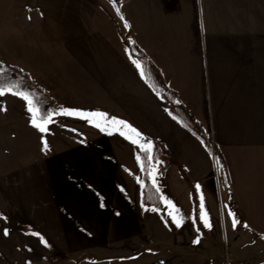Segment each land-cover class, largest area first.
<instances>
[{
	"label": "crops",
	"instance_id": "crops-1",
	"mask_svg": "<svg viewBox=\"0 0 264 264\" xmlns=\"http://www.w3.org/2000/svg\"><path fill=\"white\" fill-rule=\"evenodd\" d=\"M117 1L123 20L109 0H0V61L27 72L57 113L102 112L111 130L58 114L40 132L25 101L0 96V264H52L53 253L75 264H264V0ZM130 40L222 153L228 188L132 63ZM150 140L171 157L150 178L172 229L141 203L137 157ZM192 190L210 227L198 215L197 228Z\"/></svg>",
	"mask_w": 264,
	"mask_h": 264
},
{
	"label": "trees",
	"instance_id": "trees-1",
	"mask_svg": "<svg viewBox=\"0 0 264 264\" xmlns=\"http://www.w3.org/2000/svg\"><path fill=\"white\" fill-rule=\"evenodd\" d=\"M109 1L117 13V9H119L118 1ZM117 15L121 17L120 10ZM129 53L134 60L141 64V69H139L140 73L141 71L143 72V78L147 84L165 102L171 116L175 118L189 133H191L212 155L220 182L223 187L228 188L230 186V178L227 165L222 153L215 146L211 137L205 132L201 124L194 119L186 107L179 102L175 92L165 84L156 66L133 43L132 40H130ZM0 83L19 85L18 90L28 92L34 98L35 106L40 108L43 113L58 112V107L55 101L30 77L27 72H24L15 66L3 64L1 61ZM149 143L151 144V155L153 157L151 163H149L144 150H141L139 153L141 161V179L143 181L141 203L143 207H152L159 210L168 227L172 229V223L164 213L161 195L155 184L152 182L149 174L155 166H161L163 163L171 162V157L161 143L155 140H150ZM180 171L183 176L186 177L181 169ZM192 201L194 205L196 225L197 228L200 229L198 199L194 190H192Z\"/></svg>",
	"mask_w": 264,
	"mask_h": 264
},
{
	"label": "snow or ice",
	"instance_id": "snow-or-ice-1",
	"mask_svg": "<svg viewBox=\"0 0 264 264\" xmlns=\"http://www.w3.org/2000/svg\"><path fill=\"white\" fill-rule=\"evenodd\" d=\"M117 13L119 14V9H117ZM122 20L124 19L123 16L120 17ZM125 27H128V24L125 22ZM132 63L135 65V67L137 69H141V64L136 61L133 60ZM141 75L143 76V72L141 71ZM19 89V85L17 84H12V83H8V84H2L0 83V96H4L5 94H11L13 96H16L20 99H22L23 101L26 102L27 105V111L29 113H31V123L32 125L37 128L40 132H45L46 129V125L52 122V118L54 115H58V114H62V115H67V116H76L82 119H86L90 124H94L95 127H97L98 129H100V131L102 132H108L109 134H111V130L105 126H102V124L99 122L100 119H104L106 114L102 113V112H91V113H84L78 110H74V109H65L62 108L60 109L59 113H53V112H48V113H43L42 110L38 107L35 106L34 104V98L26 91H22V90H18ZM111 123L113 125H121L124 128L129 129V131L131 133H135L136 137H140V133L133 128L131 125H128L125 121L122 120H115L113 119L111 121ZM105 124H107V121H105ZM117 131H119L120 129L117 128ZM120 134L122 136H125L126 139H130L131 142L133 144H136L138 141L137 139H133L131 135H126L125 132L120 131ZM147 144V148L145 147V145ZM140 148L142 150H144L146 152L147 155V159L149 161V163H151V161L153 160V157L151 155V144L147 141L140 143ZM45 147H47V145L45 144ZM139 157H137V160L139 161ZM151 175V172L149 173ZM197 188L199 189V185H197ZM167 204H169V206L172 208V211L169 213V215L172 216L173 221L177 224V226H180V220L177 219V216L174 214L175 212H178V209L175 208L174 205L171 204L170 201H166ZM200 220L201 222L204 224L205 227H210V223L207 219V212L205 210V204H204V200L203 197H201V204H200ZM229 215H231V213H229ZM236 225V221L235 219H233V226L235 227ZM4 235L7 236L8 235V231L5 229L4 230ZM33 235L39 236V233H33ZM40 241L42 243H45V245L47 246V242L44 240V238L42 236H40ZM197 242L198 241H194Z\"/></svg>",
	"mask_w": 264,
	"mask_h": 264
},
{
	"label": "rangeland",
	"instance_id": "rangeland-1",
	"mask_svg": "<svg viewBox=\"0 0 264 264\" xmlns=\"http://www.w3.org/2000/svg\"><path fill=\"white\" fill-rule=\"evenodd\" d=\"M161 166H155L154 169L157 170L159 169ZM153 170V169H152ZM206 250L205 247H200ZM210 263L211 264H233L231 262V259H226L224 256H221L220 258L218 257L217 259H210ZM73 259L70 257H61L58 256L56 254L53 253V261L52 264H75V262L73 263ZM238 264V263H237Z\"/></svg>",
	"mask_w": 264,
	"mask_h": 264
}]
</instances>
